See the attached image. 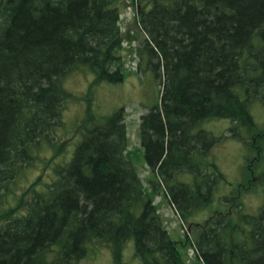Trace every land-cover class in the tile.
<instances>
[{"label":"trees","instance_id":"trees-1","mask_svg":"<svg viewBox=\"0 0 264 264\" xmlns=\"http://www.w3.org/2000/svg\"><path fill=\"white\" fill-rule=\"evenodd\" d=\"M135 1L139 69L146 58L163 79L159 100L140 117L141 145L186 224L224 178L203 160L224 137L202 123L229 119V135L262 157L264 126L252 106L264 105V0ZM119 2L0 0V264H78L96 245L110 250L111 264H125L129 242L143 264H185L127 157L124 108L100 113L88 97L70 152L57 134L74 97L64 87L69 73L93 74L87 94L123 80ZM36 161L50 173L35 175L14 207L2 206ZM180 172L192 182L176 181ZM237 206L234 215L189 222L203 264H264V207L252 215Z\"/></svg>","mask_w":264,"mask_h":264},{"label":"rangeland","instance_id":"rangeland-1","mask_svg":"<svg viewBox=\"0 0 264 264\" xmlns=\"http://www.w3.org/2000/svg\"><path fill=\"white\" fill-rule=\"evenodd\" d=\"M118 6L119 24L124 34L123 80L115 84L102 83L96 86L91 94H87L88 83L93 78V74L87 70L69 73L64 80V87L71 91L74 97L65 104L63 110L65 124L64 127L57 129V134L66 141L65 151L70 152L75 141L72 131L84 114L88 97L92 108L100 111V113L108 114L118 107H123L127 135V157L138 173L146 192L152 198L170 238L178 247L184 263L203 264L192 246L195 233L193 227L188 229L189 222L202 223L216 212H227L230 209L231 214L234 215L235 210L239 208L237 206L239 202L241 214L253 215L260 212L261 208L264 207V149L261 151L262 157L258 159L253 148H250L242 140L231 137L228 133L232 124L229 119L222 118L202 123L205 132L208 131L215 137H224L208 146L206 154L203 155V160L214 162L218 166L224 174V178L218 181L214 200L207 207L195 211L192 216L188 217L185 224L169 202L160 179L147 165L144 147L141 145L139 135L140 117L159 100L163 79L156 80L153 72L145 68L146 58L142 63L143 71L139 69L141 60L136 52L142 45L141 41L144 35L136 24V1L120 0ZM252 113L257 126L259 128L264 126V105L255 102L252 106ZM240 132L243 136L248 135L246 130L242 129ZM206 141H208V137ZM50 153L52 152L50 151ZM49 155V153H45L42 160L49 159ZM38 173L43 176L49 174L48 164L45 165L43 161H36L34 167L27 170L25 176L13 186L12 192L5 195L1 205L14 207L20 194L25 192ZM252 175L256 178L254 176L251 178ZM192 180L193 175L188 172H180L176 175V181L191 183ZM247 180L250 181L249 186ZM246 182L249 187L247 188L248 191L241 187ZM238 193L239 196L236 197ZM95 248L94 253L78 264L112 263L110 250L106 246L96 245ZM123 259L125 264H143L134 255L130 242L124 249Z\"/></svg>","mask_w":264,"mask_h":264}]
</instances>
